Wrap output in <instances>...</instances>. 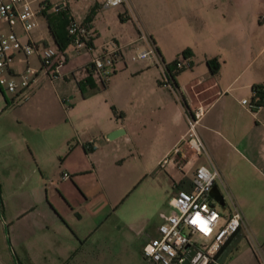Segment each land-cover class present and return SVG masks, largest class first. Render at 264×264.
I'll return each mask as SVG.
<instances>
[{
    "label": "crops",
    "instance_id": "0c3cea01",
    "mask_svg": "<svg viewBox=\"0 0 264 264\" xmlns=\"http://www.w3.org/2000/svg\"><path fill=\"white\" fill-rule=\"evenodd\" d=\"M102 1L31 0L34 8L45 5L38 12V25L32 31L33 35H41L43 40L55 43L46 17L65 10L68 21L71 17L89 21L91 47L76 52L70 43L67 44L63 48L68 52L67 59L59 66V74L55 78L41 70L37 54L14 62L18 71L29 64L37 69V74L30 85L29 97L17 103L4 98L5 105L1 110L11 107L17 113L18 121L32 123L29 128L9 132L3 156L9 197L12 195L18 199L16 203L11 200L6 207L5 221L13 250L16 251L15 245L27 241L38 231L45 241L58 247L52 252L59 264L72 261L78 245H84L104 223V217L114 203L109 194L115 193L118 180L111 182L107 174L103 175L102 163L109 150L114 153L122 150L118 142L130 135L132 128L114 104L108 100L100 104L95 98L101 91L112 87L111 77L120 72H138L145 74V83L150 87L148 95L158 103L167 118L166 124L164 121L153 124L157 134L153 138L156 145L151 149L146 174L150 176L152 172H160L163 176L164 170L170 177L172 193H175L177 186L181 185L180 172L172 162L161 166L160 161L188 130L191 110L203 105L197 127L207 149L206 165H215L226 176L228 184L224 181L228 190L239 203L247 223V230L241 228L232 234L211 264H264V102L257 103L260 97L252 89L254 84H258L264 90V19H258L263 23L256 28L248 29L247 25L249 22L253 27L252 22L261 17L264 0H185L184 5L189 12L188 27L197 29L199 39H210L213 44L203 50L196 62L192 61L193 76L184 81L179 74L182 67L174 64L167 68V64L174 60L167 56L168 41L160 25H151L140 14L136 8L140 3L129 0L125 13L116 8V17L112 21L117 22L118 18L123 26L118 29L107 25V13L104 11L107 8L102 6ZM63 2L64 7L53 8ZM125 20H132L134 30ZM0 27L9 29L3 22H0ZM14 29L21 40L27 38L21 27L14 26ZM141 29L155 46L176 93L161 86L158 77L164 75V70L151 58L130 59V53L146 45L138 38ZM110 41L117 42L121 52L113 65L107 68L108 72L101 73L90 66V59L103 53ZM187 56L193 60V54ZM208 58L219 62L215 71L208 66ZM202 82H208L213 92L207 101L196 102L192 89ZM44 86L63 103L65 99L60 91H81L80 102L90 104L89 111L84 112L88 126L80 128L74 123L72 110L75 105L72 104L66 117L42 111L40 103L47 92ZM242 98L259 106L250 108ZM136 117L134 131L138 127L141 130L142 126L146 130V120L141 112ZM118 127L124 132L113 138L106 136ZM148 142L152 144L151 139ZM20 159L31 160V164L21 165ZM63 171L70 175L62 177ZM171 197L169 204L172 208ZM53 234L58 236L56 242ZM156 234L155 228L152 235ZM31 242L28 243L30 247ZM176 264H188V261Z\"/></svg>",
    "mask_w": 264,
    "mask_h": 264
},
{
    "label": "rangeland",
    "instance_id": "374dc122",
    "mask_svg": "<svg viewBox=\"0 0 264 264\" xmlns=\"http://www.w3.org/2000/svg\"><path fill=\"white\" fill-rule=\"evenodd\" d=\"M136 1L135 3H140V7L136 5V8L146 18L147 22L154 26H161V31L166 41H168L167 56L182 61L181 67L183 70L179 73L181 74L180 78L183 81L189 80L193 76L191 74L192 61L196 62L203 50L208 49L213 42L210 39H199L196 34L197 29L188 27L190 26V22L187 21L189 12L184 5L185 0ZM106 8L104 11L107 13V25L122 29L123 26L120 20L117 18V22H114L112 19L116 17V8H120L125 13L126 4L122 3L119 6ZM260 14L261 17H257L255 23L252 22L253 27H250L249 22L247 23L248 29L256 28L263 23H259L258 19H264V9ZM124 22L134 30L131 24L132 20H125ZM14 26L20 28L19 24ZM186 48L189 49L190 54H193V60L182 53ZM151 60L153 61V59ZM153 63L155 62L153 61ZM41 70L39 73H42ZM111 78L110 86L112 87H109L108 91H101L95 99L100 104L105 103L106 100L110 101V104H114L118 111L123 113L132 128L131 134L127 135L126 138H121L118 142L122 150H115V153L113 150H109L102 163L103 175L107 174L111 182L118 180L115 193L109 194L110 200L114 202L113 207L108 215L104 217L105 221L100 225V228L87 238L84 245H78L79 248H77V254L73 256L74 259L68 262L63 261L61 264H156L144 258L142 247L148 235H152L159 224L160 212L171 210L169 198L173 193L169 183V175L162 170L163 176L160 175V172H152L148 176L145 171L146 165L149 163L151 149L156 145L153 141V138L157 137V134L154 133V125L158 121H164L163 123L166 124V115L161 111L158 103L148 95L150 94V87L145 83V74L120 72L117 76ZM158 79L162 82L160 83L161 86H166L163 74L159 75ZM44 89L47 92L40 103L42 111L56 115L61 114L62 117H66L67 110L71 108L69 105L72 104V106L75 105L72 110L75 113L73 116L74 123L80 128L88 126L84 112L89 111L90 107L88 106L90 104L80 102L81 91L70 89L60 91L65 99L63 103L60 97L53 96V93L49 92L48 87L44 86ZM195 92L197 93L195 94ZM212 92L213 90L209 87L208 82L195 85L192 89L193 98L196 102L199 100L201 102L207 101ZM4 105L5 100L0 93V264H59L60 261L54 259L55 255L52 252L58 247L50 245L47 240L45 241L41 237L42 233L38 231L27 241L15 245L16 251L13 250L5 221V218H7L6 207L11 200L16 203L18 199L13 198L12 195L9 197L3 168V156L9 132L12 129L29 128L32 123L30 121H27L29 122L27 123L24 120L18 121L17 113L11 107L1 111ZM139 112L143 115L144 121L146 120L147 129L144 130L145 126H142L141 130L138 127V130L134 131V126H137L136 116ZM149 139L152 140L151 145L148 142ZM183 149L185 155L183 158L180 157V162L192 157L194 153L188 145ZM194 154V161L187 166L184 173L179 171L181 186L184 188L190 187L193 169L199 164H208L205 153L195 152ZM20 164L27 166L31 164V160L26 159L23 161L20 159ZM220 172L222 173L221 170ZM222 176L227 181L223 173ZM218 183L220 190L227 197L228 185L224 187L220 182ZM216 207L221 212L225 210V207L219 204ZM53 235V241H55L58 236ZM29 242H31V247L28 244ZM42 249L44 250L41 251Z\"/></svg>",
    "mask_w": 264,
    "mask_h": 264
},
{
    "label": "built area",
    "instance_id": "2783aa9c",
    "mask_svg": "<svg viewBox=\"0 0 264 264\" xmlns=\"http://www.w3.org/2000/svg\"><path fill=\"white\" fill-rule=\"evenodd\" d=\"M122 3L130 5L129 0H103L102 6H116ZM64 6L65 2L53 8L59 9ZM44 7L42 4L39 8H34L31 0H0V22L9 28L3 30L0 27V93L8 101L17 103L27 99L30 95V85L37 74V69L29 64L18 71L14 67L15 61L37 54L41 61V69L50 78H55L59 74V66L67 59L66 49L57 47L53 41L43 40L41 35L36 37L32 34L38 25V12ZM15 24H19L25 32L27 36L25 40L18 36L14 29ZM66 29L71 36L70 45L76 52L91 47L88 40L91 33L89 21L71 17ZM138 38L145 41L146 45L131 53L130 59H153L164 70L166 86L176 93L155 46L143 29L140 30ZM120 52L121 46L115 41H110L103 53L91 57L90 66L98 72L107 73V68L113 65ZM181 65L182 61L177 59L176 66ZM242 102L248 103L250 108L259 106L256 102H249L247 98H242ZM203 110V105L191 110L188 114V130L173 146L171 152L163 157L160 161L161 166L172 162L184 173L187 166L193 162L195 152L207 154L206 146L197 129V121ZM187 145L193 149V156L180 162L185 155L183 148ZM69 175L67 171L62 172V177ZM218 182L224 187L227 186L222 173L215 165H197L192 172L190 187L177 186L170 199L171 210L160 212L162 220L156 227L157 234L147 238L142 247V255L158 264H176L185 260L188 264H208L215 260L216 254L232 234L241 228L247 230L246 219L239 203L228 189V196L225 197ZM214 186L219 193L218 198L212 194ZM217 204L224 206L225 210L219 211Z\"/></svg>",
    "mask_w": 264,
    "mask_h": 264
},
{
    "label": "trees",
    "instance_id": "16d2710c",
    "mask_svg": "<svg viewBox=\"0 0 264 264\" xmlns=\"http://www.w3.org/2000/svg\"><path fill=\"white\" fill-rule=\"evenodd\" d=\"M46 18L49 31L52 34L55 43L59 48L63 49L71 41V36L68 34L66 29V25L68 23V14L65 10H59L55 15H47ZM182 53H184V55L190 54L188 48L184 49ZM174 64H176V59L168 63L167 68ZM207 64L210 67L211 71H215V69L219 66V62L216 61L215 58H208ZM252 89L253 91L258 92V95L260 97V99L257 100V103L264 102V90L262 89V87L258 84H254L252 86ZM112 108L115 110L114 106H112ZM208 264H211V262H209Z\"/></svg>",
    "mask_w": 264,
    "mask_h": 264
},
{
    "label": "water",
    "instance_id": "95a60500",
    "mask_svg": "<svg viewBox=\"0 0 264 264\" xmlns=\"http://www.w3.org/2000/svg\"><path fill=\"white\" fill-rule=\"evenodd\" d=\"M123 132H124V129L121 128V127H118V128H115V129L109 131V132L106 134V136H107L108 138H113V137H115V136H117V135H119V134H121V133H123ZM212 194H213L216 198L219 197V193H218V191H217V189H216L215 186L212 188ZM220 202H221V203L223 202L222 199H220Z\"/></svg>",
    "mask_w": 264,
    "mask_h": 264
}]
</instances>
